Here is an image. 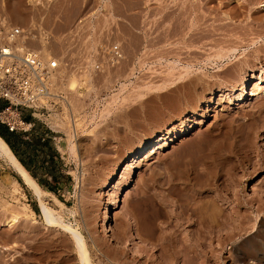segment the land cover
I'll list each match as a JSON object with an SVG mask.
<instances>
[{"label":"rangeland","instance_id":"1","mask_svg":"<svg viewBox=\"0 0 264 264\" xmlns=\"http://www.w3.org/2000/svg\"><path fill=\"white\" fill-rule=\"evenodd\" d=\"M100 3L104 40L123 58L94 70L104 57L71 30ZM261 3L0 0L31 48L90 64L66 83L70 114L33 119L40 134L24 133L40 144L50 134L43 150L58 152L63 174L55 193L0 155V264H84L73 235L47 226L40 199L80 231L93 264H264ZM11 212L22 213L13 226Z\"/></svg>","mask_w":264,"mask_h":264},{"label":"built area","instance_id":"2","mask_svg":"<svg viewBox=\"0 0 264 264\" xmlns=\"http://www.w3.org/2000/svg\"><path fill=\"white\" fill-rule=\"evenodd\" d=\"M103 12L100 3L91 13L79 17L71 30V39L77 42L84 36L89 52L104 57V62L92 59L94 70L114 67L123 58L120 44L104 40L106 32L99 26ZM29 37V31L0 15V123L9 132L22 134L34 127L33 119L50 126L49 118L61 114L65 106L70 114L66 83L90 65L33 49L28 44Z\"/></svg>","mask_w":264,"mask_h":264},{"label":"trees","instance_id":"3","mask_svg":"<svg viewBox=\"0 0 264 264\" xmlns=\"http://www.w3.org/2000/svg\"><path fill=\"white\" fill-rule=\"evenodd\" d=\"M41 130L35 131L40 134ZM47 133V132H43ZM28 134V135H30ZM24 134L18 132H9L7 128L0 127V137L9 146L15 157L29 172V174L37 180L39 185L55 193L58 178L63 177L60 168V157L57 151L52 148V152H45L44 146H51L50 134L42 144L37 140L25 138ZM40 172L44 178H40ZM37 211V208H34Z\"/></svg>","mask_w":264,"mask_h":264},{"label":"bare ground","instance_id":"4","mask_svg":"<svg viewBox=\"0 0 264 264\" xmlns=\"http://www.w3.org/2000/svg\"><path fill=\"white\" fill-rule=\"evenodd\" d=\"M227 1H229V0H227ZM42 2V1H41ZM225 2V1H224ZM222 3V2H221ZM243 3H245V5H246V2H243ZM249 3H250V1H249ZM252 3V2H251ZM225 4H226V2H225ZM264 4L263 3H261V6H263ZM245 7H247V5L245 6ZM252 9V8H251ZM250 9V10H251ZM225 15H226V17H224V18H226V19H228V20H230V22H233V17L234 16H231L232 14L231 13H228V14H226L225 13ZM229 22V23H230ZM228 24V23H227ZM226 24V25H227ZM78 82L76 81V80H71L70 81V83H69V88H70V90H72V91H75L76 89H77V87H78ZM174 137V136H173ZM173 137H167V139H169V142H171L174 138ZM161 139H163V137L162 138H160V139H158V140H161ZM166 143H164V145H165ZM163 145V144H162ZM161 146V145H160ZM145 150V148L144 149H142L140 152H142V151H144ZM0 155L3 157V159H5V160H7V161H9L12 165H14L16 168H18V169H20L22 172H24L23 173V175H25L26 177H27V174L25 173V171H24V166L19 162V160L15 157V155L13 154V152L11 151V149L9 148V146L2 140V138L0 137ZM264 162V161H263ZM14 183H15V185L16 184H18L17 182H15L14 181ZM18 186V185H17ZM40 204H41V210H42V213H43V216H44V218H45V221H46V223H47V226H62V229H64V231H67V232H69V233H71L72 235H73V239H74V241H75V243L77 244V247L79 248V250H80V260L84 263V264H93L92 263V261H91V259H90V251H89V248H88V246H87V244H86V242H85V240H84V238H83V236H82V234L80 233V231L78 230V229H75L74 227H71V226H69V225H67V223L63 220V219H61L60 217H58V216H55V214L52 212V211H50L49 209H48V207L44 204V202L42 201V199H40ZM26 209H29L28 207H25ZM26 213H23V214H27V211H25ZM29 212H30V209H29ZM31 213H34V211L31 209ZM165 213V212H164ZM30 214V213H29ZM114 214V213H113ZM167 214V213H166ZM21 215H22V213H19V212H11V214L9 215V217H8V219L6 220V225H14V224H16L17 222H20L19 220H20V218H21ZM28 215V214H27ZM117 215V214H116ZM116 215H114V217H116ZM165 218H167V217H169L168 215L167 216H165V214H162ZM217 215V214H216ZM215 216V215H214ZM119 217V216H118ZM163 217V218H164ZM205 217V216H204ZM212 217V216H211ZM211 217H209V218H211ZM170 218V217H169ZM168 218V219H169ZM209 218H207V222H208V225H210V227H214V225H213V223L215 222V220L217 219H209ZM114 220V219H113ZM117 220V219H116ZM115 221V220H114ZM165 221V220H164ZM163 221V222H164ZM196 221V220H195ZM201 221V219L200 220H197L196 222H198L197 224H199V223H201L200 222ZM218 221V220H217ZM168 222V220L166 221V223ZM196 222H195V225H196ZM164 224V223H163ZM202 225V224H201ZM134 226V225H133ZM159 227V226H158ZM160 227H162L163 228V226H160ZM167 227V226H166ZM200 227V226H199ZM208 227V226H207ZM110 229H109V231L110 230H112V227H109ZM134 228H135V230H136V238H140L141 239V236H140V234L138 233V231H137V228L134 226ZM156 229V228H155ZM216 229V228H215ZM163 230H165L164 228H163ZM155 231V230H154ZM156 232V231H155ZM162 233L164 234V232L162 231ZM162 233H159V235L160 234H162ZM211 235H212V233H211ZM158 236V235H157ZM130 237H131V235H130ZM200 238V237H199ZM144 240V239H143ZM158 240L159 241H167L168 240V238H167V236H165V235H160L159 237H158ZM197 239L195 238V240L194 241H196Z\"/></svg>","mask_w":264,"mask_h":264},{"label":"crops","instance_id":"5","mask_svg":"<svg viewBox=\"0 0 264 264\" xmlns=\"http://www.w3.org/2000/svg\"><path fill=\"white\" fill-rule=\"evenodd\" d=\"M0 127H4V128H6V127H5L3 124H1V123H0ZM29 134H30V132H29Z\"/></svg>","mask_w":264,"mask_h":264},{"label":"water","instance_id":"6","mask_svg":"<svg viewBox=\"0 0 264 264\" xmlns=\"http://www.w3.org/2000/svg\"><path fill=\"white\" fill-rule=\"evenodd\" d=\"M38 207H39V204H38ZM39 210H40V208H39Z\"/></svg>","mask_w":264,"mask_h":264}]
</instances>
